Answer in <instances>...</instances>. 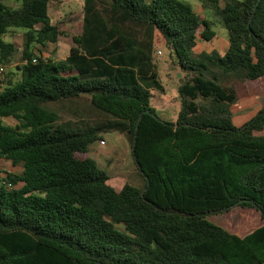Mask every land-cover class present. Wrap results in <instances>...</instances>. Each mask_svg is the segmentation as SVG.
<instances>
[{
	"label": "trees",
	"instance_id": "16d2710c",
	"mask_svg": "<svg viewBox=\"0 0 264 264\" xmlns=\"http://www.w3.org/2000/svg\"><path fill=\"white\" fill-rule=\"evenodd\" d=\"M16 1L0 0L7 67L17 48L5 35L26 31L21 79L7 72L0 91V157L22 171L0 170V264H264V95L242 126L231 109L264 77V0H204L229 32L223 54L194 52L216 32L190 3L84 0L69 56L36 62L34 46L63 34L50 16L59 0ZM158 44L185 73L175 122L152 105L166 91ZM67 104L101 122L61 123ZM108 131L129 140L143 186L116 190L90 157ZM235 207L263 225L242 237L208 219Z\"/></svg>",
	"mask_w": 264,
	"mask_h": 264
},
{
	"label": "rangeland",
	"instance_id": "374dc122",
	"mask_svg": "<svg viewBox=\"0 0 264 264\" xmlns=\"http://www.w3.org/2000/svg\"><path fill=\"white\" fill-rule=\"evenodd\" d=\"M1 1L14 8L19 6V3L16 0ZM181 1L192 4L202 19L212 22V28L216 32V37L212 41L206 42L202 40L200 44L197 45L194 52L201 53L217 50L223 54L230 41L229 32L214 15V12L205 6L204 0ZM224 5L225 3L222 1L221 7H224ZM83 6L84 0H59L58 2L51 4L50 16L53 23L59 27L63 34L55 44L49 43L46 47H41L39 45L34 46V59L37 60V57L41 56L43 58L62 60L69 56L71 48L75 45L72 37L81 34L83 30ZM25 32L26 31L21 28L11 29L5 36V40L14 43L17 48V51L12 58V65L10 66L11 73L8 75L12 81H18L21 79V73L19 70L25 63L23 59ZM157 50H161L162 54L158 55L155 50L154 58L159 68L160 79L166 87V92L163 94L159 91L152 90V105L159 114H163V111L166 109L167 113H165V116L167 118H172L176 116L180 109L178 86L180 84L179 80L185 75V73L181 71L179 66L175 63V57H171L170 51L167 50L164 45L158 44ZM15 65H19V69H17ZM225 84L242 85L233 78L226 80ZM246 86L248 89V96L232 106L234 122L238 126L245 124L260 110L261 104L259 98L264 95V77L255 81L247 80ZM64 106L65 108L61 109V123H72L80 126L82 123L98 124L101 122L100 118L95 114L82 111V109H79L78 107H71L69 104ZM45 107L47 109H52L53 104H47ZM4 122L9 125H14L16 123L13 118H6L4 119ZM87 128L90 127H76V130H85ZM100 134L105 137L110 134L119 135L117 131L102 132ZM123 142L124 153L121 157L125 159L127 166H129L128 170L132 172L130 176H126L129 180L127 184L141 187L143 186V183L137 182L136 175L133 174L136 170L134 168L135 165H133L132 162L133 157L130 156L129 143L126 139H124ZM97 164L102 170L110 173V168L107 165L103 164L101 161H97ZM0 170L4 172L10 171L20 173L22 167H14L10 160L0 157ZM208 219L214 224L240 236H244L263 225V220L257 210L244 207H235L230 212L208 216Z\"/></svg>",
	"mask_w": 264,
	"mask_h": 264
},
{
	"label": "crops",
	"instance_id": "0c3cea01",
	"mask_svg": "<svg viewBox=\"0 0 264 264\" xmlns=\"http://www.w3.org/2000/svg\"><path fill=\"white\" fill-rule=\"evenodd\" d=\"M6 36V35H5ZM5 38V37H4ZM7 41V40H6ZM202 41V40H201ZM200 41V42H201ZM8 42V41H7ZM199 42V44H200ZM198 44V45H199ZM229 45V44H228ZM228 45L226 47V49L228 48ZM68 57V56H67ZM66 57V58H67ZM65 58V59H66ZM62 59V60H65ZM57 60V59H56ZM12 65V64H11ZM17 67V69H19V65H15ZM8 72L10 71V67H7ZM159 69V68H158ZM165 86V85H164ZM166 89V87H165ZM166 92V91H165ZM164 94V93H163ZM242 100V99H241ZM240 102V101H239ZM179 104H180V98H179ZM181 105V104H180ZM261 108V107H260ZM232 109V107H231ZM180 110V109H179ZM178 110V112H179ZM178 112L176 114L175 117H170L167 118L165 116V113H167L166 109L163 111V114H160V116L167 120V121H172L175 122L177 119V115ZM233 112V110H232ZM234 119V117H233ZM235 123V122H234ZM238 126V125H237ZM242 126V125H241ZM118 132V131H117ZM119 135H109V136H102L99 141L95 142L91 147H90V157L92 159H94L96 162L97 161H101L103 164L107 165L110 168V173L107 172V174L109 175V183L116 189V190H121L125 184L128 183V178H126V176H130V174H132L131 171L128 170V167L125 159H123L121 157V155H123L124 151H123V146H124V139H126L129 143V140L126 138V136L120 132H118ZM102 142H104V144H102ZM122 147V150H121ZM129 148H130V156H132V152H131V147H130V143H129ZM122 151V152H121ZM127 154V153H126ZM133 157V156H132ZM133 165H135L134 163V158H133ZM135 170L136 172H133V174L136 175L137 178V182L143 183L144 181L141 178V176L139 175V172L137 170V167L135 165ZM106 172V171H105ZM262 226V225H261ZM238 235V234H237ZM247 235V234H246ZM240 236V235H239ZM245 236V235H244ZM243 237V236H242Z\"/></svg>",
	"mask_w": 264,
	"mask_h": 264
},
{
	"label": "built area",
	"instance_id": "2783aa9c",
	"mask_svg": "<svg viewBox=\"0 0 264 264\" xmlns=\"http://www.w3.org/2000/svg\"><path fill=\"white\" fill-rule=\"evenodd\" d=\"M155 50L158 55L162 54L161 50H157V47H155ZM36 61L37 60L34 59V62ZM7 72H8L7 66L0 61V91L3 90V88L5 87ZM102 144H104V142H102ZM8 186L11 187V185Z\"/></svg>",
	"mask_w": 264,
	"mask_h": 264
},
{
	"label": "water",
	"instance_id": "95a60500",
	"mask_svg": "<svg viewBox=\"0 0 264 264\" xmlns=\"http://www.w3.org/2000/svg\"><path fill=\"white\" fill-rule=\"evenodd\" d=\"M180 76V75H179ZM142 196H144V193H142Z\"/></svg>",
	"mask_w": 264,
	"mask_h": 264
}]
</instances>
